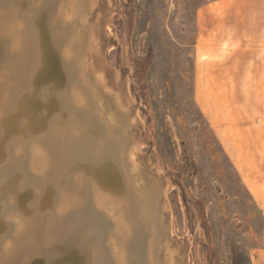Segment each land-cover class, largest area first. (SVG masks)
I'll use <instances>...</instances> for the list:
<instances>
[{
	"label": "rangeland",
	"instance_id": "rangeland-1",
	"mask_svg": "<svg viewBox=\"0 0 264 264\" xmlns=\"http://www.w3.org/2000/svg\"><path fill=\"white\" fill-rule=\"evenodd\" d=\"M31 1L52 51L63 40L77 61L58 91L93 92L97 113L89 102L70 128L63 106L32 158L19 140L31 113L10 112L0 77V264H264V0H76L73 22L72 0ZM17 3L0 7L10 43Z\"/></svg>",
	"mask_w": 264,
	"mask_h": 264
},
{
	"label": "bare ground",
	"instance_id": "bare-ground-1",
	"mask_svg": "<svg viewBox=\"0 0 264 264\" xmlns=\"http://www.w3.org/2000/svg\"><path fill=\"white\" fill-rule=\"evenodd\" d=\"M8 1V0H7ZM6 0H0V7L2 5L5 6ZM30 0H17V2L19 3V10H17L18 15L16 16V20L15 22L12 24V26L10 27L9 31H7V36L11 37V43L9 41H6L3 37V35L0 34V63L4 60H11L12 62H15L17 65L14 66L11 70L10 76L8 74L5 73V75L3 76V74H0V77H3V79L5 81H7V83H14V87L11 88V92L12 97L14 98V103H10L9 105V110L12 113L13 111L22 109V111H24L23 113H26V111L30 112V117L27 118L25 116V126L28 127L29 130L28 133L29 135L31 134L32 136H30V138H28L27 136H19L22 137L20 142L23 143V148L25 152H28V154H31L32 158H42L43 159V155L42 152L45 149V147L50 143L47 142L46 138L44 140V138H41V135L43 133H47V132H52V133H56L55 131L58 129V127H56L55 129L52 128V125L56 124L57 122L60 121V112L63 108V106L65 108L68 109L67 113L70 114V128H72L74 126V122H76L75 120H73V113H75L78 110H81L82 108H84V114H88L87 113V108L89 107V102L91 103V119L93 117V112L97 113L96 111V102H95V96H93V92H91V98L86 95H84L83 93H81L80 90H78L75 86H74V82H73V86L71 91L72 93H69V95L63 97V93H61L60 91H58L57 88H59V81H63L64 79V71L62 70L63 66L67 67L72 65V63L74 62V68L71 67V74H72V78L75 77V69L77 68V61L76 59L74 61H70L68 60L67 55L65 54V49H63L64 43H62V41H59V46L60 49L59 51L56 49L55 51H52V49H54V46H52L53 42L51 40H49V34L45 25H40L38 23L40 22H35L32 21L33 14H34V10L35 8H32L31 3H28ZM45 1V0H44ZM51 1V0H50ZM50 1L48 0L46 2V4H51ZM57 2V0H55ZM66 1V0H65ZM11 2V1H10ZM43 2V0H42ZM59 2V1H58ZM13 3V2H12ZM11 3V4H12ZM17 3V4H18ZM8 4V3H7ZM6 4V5H7ZM29 4V5H28ZM45 3H43L44 5ZM10 5V4H9ZM42 5V7H43ZM65 5V4H64ZM62 6V5H61ZM9 7V6H8ZM69 7L71 8V14H70V20H72V22L75 20L76 15L78 14V5L76 3V0H72L71 6L69 5ZM4 8V7H3ZM6 8V7H5ZM4 8V9H5ZM29 8H32V10H29ZM64 8V7H63ZM1 9V8H0ZM5 11V10H4ZM32 11V12H31ZM63 11V9H62ZM13 12V11H12ZM48 12V11H47ZM50 12V11H49ZM52 12V11H51ZM31 13L32 16L30 15ZM36 14V13H35ZM60 15V13H57ZM51 16V15H50ZM37 18V17H36ZM47 17L45 15V12H41L38 14V19L39 21H43L45 20ZM61 18V15H60ZM34 20V19H33ZM63 20V19H62ZM65 21V20H64ZM55 23V21H53ZM68 23V22H67ZM56 24V23H55ZM71 24V23H70ZM56 26V25H55ZM6 27V26H5ZM4 27V29H5ZM52 27V26H51ZM3 29V28H2ZM53 30V29H52ZM74 30V29H73ZM56 33V32H55ZM53 40L56 39L54 38V36L52 37ZM51 38V39H52ZM78 41V40H77ZM10 44H9V43ZM55 42V41H54ZM70 44V43H69ZM51 45V47H50ZM69 46V45H68ZM72 46V45H71ZM79 48V47H78ZM8 49L10 50V54ZM67 49V48H66ZM80 50V49H79ZM79 52V51H78ZM62 55V56H61ZM74 56V55H73ZM63 59V60H62ZM57 60V61H56ZM72 62V63H71ZM62 66V67H61ZM9 68V66H8ZM47 73V76H54V73L57 72V76L53 77V79L55 80V85H57L56 90L52 89H44V84L45 83V77H43V75ZM68 71V68H67ZM8 72V71H7ZM70 73V72H69ZM83 75V74H82ZM70 76V75H69ZM83 77V76H82ZM76 78V77H75ZM79 79V77H77ZM85 79V81L87 80L85 77H83ZM18 81H22V85L21 86H25L22 89V94L19 95V90H20V85L17 86V82ZM74 81V80H73ZM4 82V81H2ZM72 82V81H71ZM70 82V84H71ZM89 82V81H87ZM94 82V81H93ZM84 83V82H83ZM20 84V83H19ZM69 84V83H68ZM81 84V83H80ZM66 85V84H65ZM82 85V84H81ZM4 86V85H3ZM92 86V85H90ZM8 87V86H7ZM6 87V88H7ZM93 87V86H92ZM9 88V87H8ZM88 88V87H87ZM7 90V89H6ZM94 90V89H93ZM9 92V90H8ZM95 92V91H94ZM32 93H34V95H32ZM96 93V92H95ZM8 94V93H7ZM11 97V96H9ZM24 99V100H23ZM67 101H66V100ZM62 103V104H61ZM66 103V105H65ZM98 103V102H97ZM33 109L34 112L31 111V109ZM4 109V108H3ZM7 110V113L8 111ZM64 111V110H63ZM93 111V112H92ZM1 112V111H0ZM76 114V113H75ZM80 115V114H79ZM28 116V115H27ZM9 119V118H8ZM78 119V118H77ZM11 120L13 121V117L11 118ZM93 120V119H92ZM107 120V119H106ZM108 121V120H107ZM97 122V121H96ZM3 123V121H2ZM14 123V122H13ZM92 123V122H91ZM100 123V122H99ZM104 126H100L102 129L105 130V132L110 135L112 133L113 130H111V128L108 126V124L110 123H103ZM22 125V124H21ZM24 125V124H23ZM102 125V124H101ZM113 125V124H111ZM81 127V126H80ZM125 127V126H124ZM2 128V127H1ZM12 128V127H11ZM23 129V128H22ZM25 130V129H24ZM61 130V129H60ZM71 130V129H70ZM76 130V129H75ZM123 130V129H122ZM59 133V131H57ZM51 133V134H52ZM57 133V134H58ZM119 133V131H118ZM26 134V133H23ZM27 135V134H26ZM47 135V134H46ZM54 134H52L53 136ZM45 136V135H44ZM54 137V136H53ZM61 137V138H60ZM51 138V137H50ZM9 139V138H8ZM66 140V137H63L61 135H58L57 138L51 142L53 144H51V148H47V149H51V152H57L58 150H56V146H59L62 144L63 141ZM114 140V139H113ZM121 140V139H120ZM11 141V140H10ZM71 141V140H70ZM118 142V141H117ZM9 144V143H8ZM100 144V143H99ZM98 144V145H99ZM125 144V143H124ZM107 145V144H106ZM126 145V144H125ZM114 146V145H113ZM48 147V146H47ZM116 147V146H115ZM11 148V152H13V149H17L16 152H20V147L18 146H10ZM58 148V147H57ZM107 148V147H104ZM65 150V149H64ZM63 150V151H64ZM72 150V149H71ZM8 152L9 149H8ZM15 152V151H14ZM72 152V151H71ZM34 153H37L36 156H34ZM45 153V152H44ZM43 153V154H44ZM45 158V157H44ZM97 159V157H95ZM2 160V159H1ZM33 162V161H32ZM79 162V161H78ZM107 162V161H106ZM104 163V162H103ZM25 164V163H24ZM93 164V163H92ZM97 164V163H96ZM19 165V163H18ZM91 165V164H89ZM98 165V164H97ZM24 167V166H23ZM98 167V166H97ZM29 170V168H28ZM33 170V169H32ZM130 170V169H129ZM5 171V172H4ZM15 171V170H14ZM2 172V173H1ZM10 169H3L2 171H0V178L2 177H8ZM18 172V171H17ZM9 173V174H7ZM16 173V172H15ZM129 173V172H128ZM4 174V175H3ZM21 175V174H20ZM24 175V174H23ZM130 175V174H129ZM130 177V176H129ZM3 178V179H4ZM21 178V177H20ZM23 179V178H22ZM55 179V178H54ZM100 179V178H99ZM98 179V180H99ZM8 180V179H7ZM6 180V181H7ZM128 180V179H127ZM15 181V180H14ZM22 181V180H20ZM5 180H2L1 183H4ZM131 182V181H130ZM0 183V184H1ZM7 183V182H5ZM27 183V182H26ZM102 183V181H101ZM133 183V182H132ZM16 185V183H15ZM100 185V184H99ZM132 186V184H130ZM93 186V184H92ZM1 187V186H0ZM95 187V186H93ZM104 187V186H103ZM134 187V186H133ZM66 188V187H65ZM113 188V187H112ZM146 188V187H145ZM15 189V188H14ZM135 190V189H134ZM133 191V189H132ZM154 191V190H153ZM128 192V191H127ZM8 193V192H7ZM131 193V191H130ZM35 194V193H34ZM132 194V193H131ZM134 194V192H133ZM157 195V194H156ZM97 196H100L99 194H97ZM158 196V195H157ZM156 196V197H157ZM1 197V196H0ZM101 197V196H100ZM40 200V199H39ZM130 200V199H129ZM68 201V200H67ZM136 201V200H135ZM69 202V201H68ZM114 202V201H113ZM91 203V202H90ZM140 203V202H139ZM147 203V202H146ZM154 203V202H153ZM66 204V203H64ZM63 204V205H64ZM108 204V203H107ZM133 204V203H132ZM137 204V203H136ZM62 205V202H61ZM70 205V204H68ZM109 205V204H108ZM119 205V204H118ZM135 205V204H134ZM133 205V206H134ZM142 205V204H140ZM144 205V204H143ZM148 206V204H146ZM151 205V202H150ZM111 206V205H110ZM116 206V205H115ZM122 207V206H121ZM153 207V206H152ZM70 208V207H69ZM132 208V207H131ZM138 208V207H137ZM140 208V207H139ZM147 208V207H146ZM66 209V207H65ZM129 209V208H128ZM149 209V208H148ZM150 210V209H149ZM124 211V210H123ZM146 211V209H145ZM70 212V210H69ZM109 212V211H108ZM121 212V211H120ZM149 212V211H148ZM147 212V213H148ZM139 213V212H138ZM22 214V213H21ZM119 215V214H118ZM16 216V215H15ZM1 217V216H0ZM42 217V216H41ZM86 218V217H85ZM75 219V218H74ZM40 220V219H39ZM45 220V219H44ZM78 220V219H77ZM80 220V219H79ZM85 220V219H84ZM73 221V220H72ZM115 221V220H114ZM68 222V221H67ZM77 223V222H76ZM79 223V221H78ZM91 223V222H90ZM80 224V223H79ZM78 224V226H79ZM162 224V223H161ZM72 225V224H71ZM82 225V224H81ZM90 225V224H89ZM76 226V224H75ZM84 226V225H83ZM50 227V226H49ZM58 227V226H57ZM91 227V226H90ZM132 228V227H131ZM89 229V228H88ZM91 229V228H90ZM89 229V230H90ZM61 230V229H60ZM73 230V229H71ZM83 231V229H82ZM95 231V230H94ZM122 231V230H121ZM54 232V231H53ZM8 233V232H7ZM86 233V232H85ZM29 234V233H28ZM74 234V233H73ZM87 234V233H86ZM127 234V233H126ZM125 234V235H126ZM9 235V234H8ZM104 235V234H103ZM86 236V235H85ZM72 237V236H71ZM80 237V235H79ZM128 237V235H127ZM1 238V237H0ZM3 238V237H2ZM59 238V236H58ZM76 238V236H75ZM87 238V237H86ZM57 239V238H56ZM58 240V239H57ZM64 240V239H62ZM69 240V238H68ZM71 240V239H70ZM74 240V239H73ZM39 241V240H38ZM47 241V240H46ZM51 241V240H49ZM47 241V242H49ZM75 241V240H74ZM77 241V240H76ZM109 241V239H108ZM133 241V240H132ZM5 242V241H4ZM45 242V241H44ZM43 242V243H44ZM68 242V241H67ZM101 242V241H100ZM42 243V245H43ZM52 243V242H51ZM66 243V241H65ZM64 243V244H65ZM111 243V242H110ZM140 243V242H139ZM58 244V243H57ZM62 244V243H61ZM68 244V243H67ZM141 244V243H140ZM60 245V244H59ZM94 245V244H93ZM92 245V246H93ZM102 245V242H101ZM44 248H45V243H44ZM50 246V245H49ZM65 246V245H64ZM41 248V246H39ZM47 247V245H46ZM103 247V246H102ZM35 248H37V246H35ZM127 249V248H126ZM155 249V248H154ZM46 250V249H45ZM29 251V250H28ZM32 251V250H31ZM52 251V250H51ZM105 251V250H104ZM149 251V250H148ZM20 252V251H19ZM26 252V251H25ZM83 250L80 248H76V254L75 257L77 259L80 258V255L82 254ZM105 253V252H104ZM27 254V253H26ZM115 254V253H114ZM137 254V253H136ZM38 255V254H37ZM16 256V255H15ZM18 256V255H17ZM39 256V255H38ZM42 256V255H40ZM136 256V255H135ZM19 257V256H18ZM29 257V255H28ZM43 257V256H42ZM150 257V255H149ZM38 258V257H37ZM41 258V257H40ZM44 258V257H43ZM14 259V257H13ZM19 259V258H18ZM147 259V258H146ZM33 260V259H32ZM40 260V259H39ZM116 260V259H115ZM137 261V260H136ZM11 262V261H10ZM9 262V263H10ZM30 262V261H29ZM37 263V262H36ZM29 264V263H28ZM39 264V263H38Z\"/></svg>",
	"mask_w": 264,
	"mask_h": 264
},
{
	"label": "crops",
	"instance_id": "crops-1",
	"mask_svg": "<svg viewBox=\"0 0 264 264\" xmlns=\"http://www.w3.org/2000/svg\"><path fill=\"white\" fill-rule=\"evenodd\" d=\"M256 51H258V50H256ZM257 54H258V53H257ZM236 153H237V152H236ZM263 189H264V185H263ZM257 193H258V194H257V197H259V198H260V197H263V201H264V191H263V192H261V191L258 192V190H257Z\"/></svg>",
	"mask_w": 264,
	"mask_h": 264
}]
</instances>
